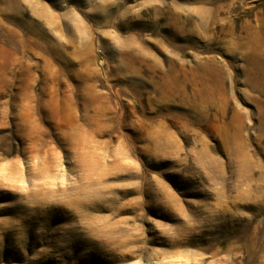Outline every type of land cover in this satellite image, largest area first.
<instances>
[{
  "label": "rangeland",
  "instance_id": "obj_1",
  "mask_svg": "<svg viewBox=\"0 0 264 264\" xmlns=\"http://www.w3.org/2000/svg\"><path fill=\"white\" fill-rule=\"evenodd\" d=\"M0 264H264V0H0Z\"/></svg>",
  "mask_w": 264,
  "mask_h": 264
}]
</instances>
